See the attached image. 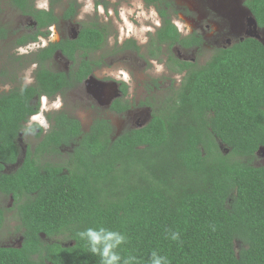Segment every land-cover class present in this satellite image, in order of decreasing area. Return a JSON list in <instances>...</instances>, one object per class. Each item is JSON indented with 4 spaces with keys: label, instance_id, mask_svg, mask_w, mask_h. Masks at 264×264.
<instances>
[{
    "label": "trees",
    "instance_id": "1",
    "mask_svg": "<svg viewBox=\"0 0 264 264\" xmlns=\"http://www.w3.org/2000/svg\"><path fill=\"white\" fill-rule=\"evenodd\" d=\"M143 1L161 21L148 54H165L171 72L185 73L160 106L148 104L153 111L146 126L112 139L103 119L84 132L65 113L47 115L50 130L39 144L26 149L12 173L2 172L17 163V141L39 113L38 100L73 88L102 66L89 57L109 38L97 24L41 51L34 85L0 94V193L12 198L23 231L19 248L0 247V264H101L76 236L101 225L126 236L118 249L121 264H150L153 252L169 264H264V167L250 163L264 147V44L248 37L216 49L203 65L181 61L174 47L200 48L202 37L180 34L171 0ZM29 2L10 0L37 23L30 36L35 40L58 18ZM244 6L264 29V0H244ZM77 10L71 2L63 18L73 19ZM127 43L120 49L140 50L134 40ZM56 51L76 65L68 74L45 67ZM112 109L127 107L118 102ZM65 146L71 147L66 165L41 163ZM3 222L0 206V228ZM172 231L179 241L169 238ZM42 236L63 237L70 245L45 243Z\"/></svg>",
    "mask_w": 264,
    "mask_h": 264
},
{
    "label": "rangeland",
    "instance_id": "2",
    "mask_svg": "<svg viewBox=\"0 0 264 264\" xmlns=\"http://www.w3.org/2000/svg\"><path fill=\"white\" fill-rule=\"evenodd\" d=\"M69 1L71 0H58L54 4L58 16ZM72 1H75L78 7V16L70 22H61L57 26L58 35L60 37L72 36L82 26L95 24L103 26L110 33V37L102 49L93 56L97 59L102 58L104 65L97 75L101 78L119 79L122 74V78L127 83L129 98L134 105L149 96L157 101L160 96L165 94L163 92L169 82L176 83L181 80V76L172 75L168 71L165 54L160 56L158 61H151L145 56L150 36L161 25L154 6H146L143 0ZM171 1L178 11L176 15H173L172 21L180 34L187 36L194 33L203 39L200 48L174 49L172 53L180 60L184 59L203 65L218 48L229 47L247 37H256L260 40L264 37V31L259 30L251 22L250 15L242 5L243 0ZM45 4L48 10L51 5L50 0L36 1L38 9L45 10ZM235 9L238 10V14L234 12ZM28 25L30 26L29 22L21 17L11 5L10 0H0V29L7 33L5 39H0V93L8 92L16 87L30 86L34 83V71L36 70L32 64L34 52H24L21 57L15 50L16 40L25 34ZM238 25L241 28L235 29V26ZM129 40L135 41L136 45L140 47L139 52L132 49H120L124 48L125 44H128L126 41ZM123 44L124 46H122ZM70 68L69 62L59 56L48 64V69L54 72H65ZM167 95L166 91L165 96ZM97 106L88 92L86 83L65 91L60 99L58 97L42 98L38 116L31 118L25 124L24 130L18 138L19 158L17 163L7 167L5 172L12 173L21 164L26 149L33 150L50 130L47 115L52 116L57 112H63L69 117L77 119L83 126V130L92 126L95 117L104 116L112 123L113 137L131 126L137 125L136 122L145 125L149 118L141 121L149 113L144 107H141L142 104H138L131 112L120 116L106 112L102 114ZM34 124L38 125L43 132L32 128ZM219 147L225 152L220 144ZM70 153L71 147H62L56 153L42 158L41 163L66 165ZM250 163L254 167H264V149H260L255 158L250 160ZM0 206L4 212V222L0 228V247L19 248L23 231L16 215L15 204L10 196L0 193ZM42 241L45 243L57 242L62 246L70 245L68 240L63 237L46 238L42 236ZM239 246V243L236 242L235 249L238 250Z\"/></svg>",
    "mask_w": 264,
    "mask_h": 264
},
{
    "label": "flooded vegetation",
    "instance_id": "3",
    "mask_svg": "<svg viewBox=\"0 0 264 264\" xmlns=\"http://www.w3.org/2000/svg\"><path fill=\"white\" fill-rule=\"evenodd\" d=\"M36 1L37 0H31V2H29V5L32 7V9H34L35 11H45V12H51L53 16L57 17L58 18V21L56 23H53L52 25H49L48 27L42 29V35H38L36 37V39H31L30 36H34V34L37 33V23L31 18V17H27V16H23L17 8H15L12 4V6L19 12V14L21 15L22 18L25 19V21H28L30 26L28 25V28L25 32V34H23L18 40H16L15 42V46H16V51H17V55H20L22 57V55L24 54V52H28V51H32V53L34 52V57H33V61H32V64L33 66L36 68H38V62L36 61L35 57L43 50L47 49V48H50L51 45H54V44H61L63 41H66V40H71V39H75L77 37V34L79 32V30L81 29V27L77 30V32L75 34H73L72 36H67V37H60L57 33V26L61 23V22H70L72 20H74L77 16H78V10H77V15L71 19V20H65L63 18L64 14H65V10L68 8L69 4L71 2H75V1H69L65 7H64V10L62 11V13L58 16L55 12V8H54V4L57 3L58 0H50V8L48 10H44V9H38L36 7ZM61 1V0H59ZM76 3V2H75ZM242 5L243 7L245 8L244 6V0L242 2ZM246 9V8H245ZM247 10V9H246ZM248 11V10H247ZM235 13H239L237 9L234 10ZM99 25V24H97ZM241 25V24H240ZM238 25V26H235L236 28L235 29H238V28H241V26ZM91 26V25H89ZM101 26V25H100ZM257 27V25H256ZM258 28V27H257ZM259 29V28H258ZM261 31H264V29H259ZM0 39H5V36L7 33H5L2 29H0ZM25 36V38L21 41V39ZM183 36V35H182ZM109 37H110V33H109ZM248 38V37H247ZM251 38V37H249ZM109 39V38H108ZM255 39V38H254ZM261 40H264V37L261 39ZM108 41V40H107ZM128 42V41H126ZM125 42V43H126ZM136 44V43H135ZM124 46V44L122 45ZM139 47V46H138ZM140 48V47H139ZM176 48H180V47H174V49ZM132 49V48H131ZM180 49H183V50H192V49H197V48H180ZM134 50V49H132ZM100 51V50H99ZM99 51L97 52H94L92 54L89 55L90 59H94V60H97V61H101L102 62V58L100 59H97V58H93L94 55H96ZM140 51V50H139ZM138 51V52H139ZM60 57L61 59H65L67 62H69L71 68L72 67H76V65L73 64L72 61L68 60L65 56L62 55V53L60 51H56L50 59H48L47 61H45V67L48 69V64L55 58V57ZM145 56L147 59L153 61H158L157 58H151V56L148 54L147 52V48L145 50ZM162 56V55H160ZM159 56V58H160ZM88 59V58H87ZM167 59V57H166ZM76 60L78 63L80 60H79V55L76 54ZM181 61H184V62H189V63H195L193 61H188V60H184V59H181ZM104 65L102 64L101 67H94L92 69V72L87 76V78L85 80H83L82 83L80 84H77L75 85L74 87L76 86H80L81 84L83 83H86L88 85V92L89 94L91 95L93 101L98 105L97 108H99L98 110L102 111V114H105L106 113H110V114H113L115 116H120V115H124L128 112H131L133 110V108H135V106H137L138 104H142L143 106L141 107H144L147 112H149L146 117L142 118V122L147 120V117L148 120H147V123L145 125H141L139 124V122H136L137 125H134V126H131L130 128L128 129H125V131H129V130H133V129H139V128H142L144 126H146L150 120H151V117H152V111L153 109L148 105V104H152L154 105V107H158L160 106L162 103H160L161 101H164L166 99L167 96H165L166 94V91L168 92V87L169 86H172L174 88L178 87L179 83L181 82L183 76L185 75V73H182V74H179V73H173L171 72L168 67H167V64H166V67L168 69V71L172 74V75H179L181 76V80L179 82H169V84L166 86V89L163 93H165L163 96H160L157 101H154V99L149 96L147 97L144 101L142 102H138L136 105H134V103L132 102V100H130L129 98V95H128V87H127V83H126V80L123 77L122 74H120V77L119 79L117 78H111V77H105V78H101L100 76L97 75V72L103 67ZM35 70V71H36ZM49 71H51L50 69H48ZM35 71H34V79H35ZM70 70H67L65 71L66 74L69 73ZM51 72H54V71H51ZM62 72V71H60ZM35 82V80H34ZM174 83V84H172ZM34 85V83L32 84ZM30 85V86H32ZM153 88L155 89V86L154 84L152 85ZM73 87V88H74ZM18 88V87H16ZM15 89V88H13ZM12 89V90H13ZM72 89V88H71ZM70 90V89H69ZM11 91V90H10ZM68 91V90H66ZM9 92V91H8ZM7 91L6 92H2L0 94H3V93H8ZM65 91L61 92V93H57L55 96L51 97V98H48V97H41L39 100H38V104L41 106V99L42 98H45V99H52V98H55V97H58L60 99V96L64 93ZM120 102L121 105H125L127 107V109L122 112V113H118L117 111L113 110L112 109V106L115 104V103H118ZM137 108V107H136ZM59 113H63V112H59ZM39 114V113H38ZM38 114L32 116L31 118H35L38 116ZM30 118V119H31ZM29 119V120H30ZM96 119H103L105 121H107L110 126H111V133L113 134V131H114V128L112 126V123L109 121V119H107L106 117L104 116H97L95 117L94 121ZM94 123V122H93ZM92 123V125H93ZM81 128H82V131L84 132H87L89 131L90 128H87L85 130H83V126L81 125ZM127 128V127H126ZM125 131H122L120 132L119 134L117 135H114V137H118L119 135H121L123 132ZM114 137L112 136V139H114ZM260 149H264V147H261ZM259 149V150H260ZM258 150V151H259ZM15 165V164H14ZM14 165H7V166H4L3 167V170L2 172L3 173H6L5 172V169L9 166H14ZM7 174V173H6ZM10 174V173H8ZM2 194V193H1ZM5 195V194H4Z\"/></svg>",
    "mask_w": 264,
    "mask_h": 264
},
{
    "label": "clouds",
    "instance_id": "4",
    "mask_svg": "<svg viewBox=\"0 0 264 264\" xmlns=\"http://www.w3.org/2000/svg\"><path fill=\"white\" fill-rule=\"evenodd\" d=\"M47 10V5H44ZM212 230H215L214 225H210ZM76 236L86 241L88 251L100 257L101 264H121L122 257L118 251L121 245L126 243V236L120 232L108 229L104 226L88 227L84 230L78 231ZM169 238L173 241H179L180 233L172 231L169 233ZM123 264H128L124 261ZM150 264H169L166 256H161L156 252L151 254Z\"/></svg>",
    "mask_w": 264,
    "mask_h": 264
},
{
    "label": "water",
    "instance_id": "5",
    "mask_svg": "<svg viewBox=\"0 0 264 264\" xmlns=\"http://www.w3.org/2000/svg\"><path fill=\"white\" fill-rule=\"evenodd\" d=\"M248 12V14L250 15V13H249V11H247ZM250 17H251V22L254 24V26L256 27V23H255V21H254V19H253V17L250 15ZM251 38H255L256 40H258V41H260L262 44H264V40H260V39H258V38H256V37H251Z\"/></svg>",
    "mask_w": 264,
    "mask_h": 264
}]
</instances>
